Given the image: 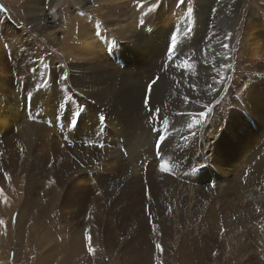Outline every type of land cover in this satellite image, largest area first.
Returning a JSON list of instances; mask_svg holds the SVG:
<instances>
[{"label":"bare ground","instance_id":"bare-ground-1","mask_svg":"<svg viewBox=\"0 0 264 264\" xmlns=\"http://www.w3.org/2000/svg\"><path fill=\"white\" fill-rule=\"evenodd\" d=\"M240 1L198 0L191 17L182 13L187 9L184 2L174 6L162 0H104L100 9L90 11L101 23L83 16L71 18V26L59 39L54 23L34 12L40 0H27L25 13L32 15L40 35L51 38L67 65L51 71L27 56L11 67L0 65L2 127L5 131L9 121L20 133L21 150L15 149L13 161H23L27 155L33 162L30 167L36 169L41 160L33 153L39 146L33 137L42 133L45 148L55 159L51 166L55 179L62 185L67 180L94 181L86 194L99 189L108 215L114 208L127 212L144 230L161 219L172 225V231L195 223L212 235L229 208L234 220L246 224L237 229L241 233L237 244L241 250L250 246L252 222L258 226L264 222V30L250 13L240 27L241 49L235 51L234 15ZM144 16L150 26L138 32ZM169 45L174 47L166 56ZM117 59L120 67L112 63ZM34 108L42 111L35 113ZM191 115H197V121L179 132L178 124L187 123ZM165 124L176 132L164 138ZM155 150L161 152L160 160L155 159ZM145 165L148 173L143 171ZM198 169L202 174H195ZM246 171L252 178L244 179L243 185ZM195 177L197 183L192 181ZM38 212L41 216L39 208ZM232 234L236 236L232 230L225 233ZM214 238L216 243H207L194 254L185 242L178 246L174 242L173 254L163 259L192 264L221 260L213 253L220 238ZM151 244L160 251L167 246L163 238ZM239 256L252 260L250 253Z\"/></svg>","mask_w":264,"mask_h":264},{"label":"rangeland","instance_id":"rangeland-1","mask_svg":"<svg viewBox=\"0 0 264 264\" xmlns=\"http://www.w3.org/2000/svg\"><path fill=\"white\" fill-rule=\"evenodd\" d=\"M26 1L0 0V65L5 64L11 67L13 64H19L20 60L27 56V59L41 65L43 69L51 71L57 68L61 69L67 65L65 56L54 48L51 38L45 39L38 33L35 23L32 22V15L29 17L25 13ZM122 1L131 2V0ZM170 1L174 6L184 2L187 9L182 13L186 16L190 13L191 17H193L194 11L198 7V0ZM170 1L162 0V3L167 5ZM102 3H104V0H40L34 12L38 11L39 14H43L46 23H54V31L59 33L60 39L64 37L65 31L71 26V18L77 19L78 16H83L92 20L95 19L101 23L103 20H99V17L91 12L100 9L99 5ZM146 6L144 5L142 9L146 8ZM128 9L130 10V8L126 7L125 11H129ZM263 10L264 0L240 1L237 13L234 15L235 20H237V25L235 24L236 32L234 33L237 37L236 52L242 46L239 38L243 29L240 30V27L247 23L250 13L253 18H258L261 21L259 25L264 30ZM83 12L88 16L84 15ZM1 14L4 16L1 17ZM143 15L141 12L140 16L142 17ZM48 25L52 26L51 23ZM149 26L150 24L145 22L144 16L137 24V31L147 30ZM228 26L231 28V25L226 23L225 27ZM147 37L153 39V35L149 32ZM123 42L124 45L127 44V41ZM173 47V45L167 46L166 56L171 55ZM235 60L234 58L233 62ZM112 63L117 64L118 67L122 64L120 61ZM121 66L123 68V65ZM236 67L237 62L235 69ZM151 86L152 83H149L147 89L149 90ZM8 94L10 96L11 91ZM34 105L36 104L34 103ZM21 107V110H23L25 105L21 104ZM0 108H3V104H0ZM38 108H34L36 111L34 109L33 111L35 113L42 111L41 109L37 110ZM194 110L200 113L199 110ZM28 117L30 118V116ZM1 118L0 264H192L191 260L174 261L169 259L166 261L163 258H166V256L170 257L173 254L174 249L171 244L174 242L176 246L179 245L178 242H185L187 246L189 244V247L186 246V248L189 253L194 254L201 252L200 248L204 249L207 243H211V245L216 243L214 236H219L220 241L218 248L213 253L219 254L221 260L211 262V260L205 259L202 260L204 263L198 260L194 261L195 263L193 262V264H264V228L261 227L264 222L259 221V226L255 225L256 221L252 222L254 237H250L248 240L250 246L242 250L241 245L237 244L239 234H241L237 229H241L246 224L237 219L234 220L233 215L230 213L232 209L229 208L226 211L228 214L224 216L223 221L217 224L220 229H215L211 232L214 236L206 234L207 232L204 233L203 229H199L195 223L177 227L175 231H172V225L167 224L168 221L165 219H161L156 225L152 222L151 226H148L146 230L144 228L140 229L139 224L135 222L136 220L133 221V218H129L127 212L114 208L108 215V207L104 208L106 198L99 192V189L91 194H86V189L89 190L90 186L93 187L95 185L90 184L94 183V181L90 182L87 181L88 179H81L75 184L67 180L68 182L64 183V185H62V182H58L52 173L53 168L51 167L55 159L54 156H50L52 155L51 150H47V147L45 148L46 139L42 133L43 137L40 134L37 138L33 137V141H38L35 146L39 144V146H36V150L33 151L34 154H38L41 160L38 165L36 164L38 169L30 167L33 162L27 155H25V159L21 157L23 161H13L15 149L18 148L17 151L21 150L18 147L20 145V133H18V127L15 124L11 125L9 121L6 124L8 127L4 131ZM197 119V115H191L187 123L178 124L179 132L186 130L188 124L191 121H197ZM42 123L50 124L49 121L45 120ZM170 128L171 124H165L167 132H165L164 138L167 134L176 132L175 128ZM56 138L60 140L59 135ZM40 142L43 143L41 144ZM121 143H123L122 139ZM40 148L42 149L39 150ZM154 153H157L155 159L160 160L161 152H156L155 150ZM114 154L116 153H112V156ZM147 167L146 165L143 166L144 173H148ZM157 169L159 171V168ZM201 171L202 169H198L195 174H202ZM252 173L253 169L251 168ZM243 174H241V177ZM251 174L248 178L246 171L244 177H240L243 185L245 184L244 179L248 178L250 180L252 178ZM196 178L198 177L192 179L193 183H197ZM144 190L145 192L149 191L145 188ZM42 206L44 209L41 210ZM215 207L222 209V205H215ZM38 208L42 214L41 216L37 215L39 213ZM132 209L134 210V208ZM136 209L138 210V206ZM257 213L260 214V209H257ZM134 219L138 220V216L134 217ZM248 229L251 230L250 226H248ZM231 230L236 236H233V234L232 236L225 235L226 232ZM158 238H163L165 246L167 244L166 248L161 251L151 244L153 242L156 243ZM151 246L154 248L152 249ZM249 253L252 260L249 258L244 261L239 256L248 255ZM235 255L239 257L237 260H226L228 256L232 257Z\"/></svg>","mask_w":264,"mask_h":264}]
</instances>
